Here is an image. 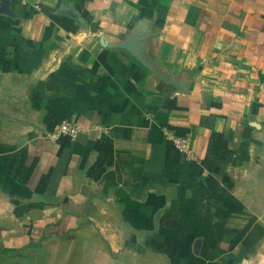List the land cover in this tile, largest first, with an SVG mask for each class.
Masks as SVG:
<instances>
[{
	"label": "crops",
	"instance_id": "obj_1",
	"mask_svg": "<svg viewBox=\"0 0 264 264\" xmlns=\"http://www.w3.org/2000/svg\"><path fill=\"white\" fill-rule=\"evenodd\" d=\"M0 6V264H264V0Z\"/></svg>",
	"mask_w": 264,
	"mask_h": 264
},
{
	"label": "built area",
	"instance_id": "obj_2",
	"mask_svg": "<svg viewBox=\"0 0 264 264\" xmlns=\"http://www.w3.org/2000/svg\"><path fill=\"white\" fill-rule=\"evenodd\" d=\"M21 4L31 10H39L42 4V0H19ZM79 130V125L72 119H64L54 126L51 130L46 133L48 139H54L60 134H66L68 136H74ZM169 139L173 144L183 153L190 156L191 149L189 146V138L187 136L180 135H169Z\"/></svg>",
	"mask_w": 264,
	"mask_h": 264
},
{
	"label": "water",
	"instance_id": "obj_3",
	"mask_svg": "<svg viewBox=\"0 0 264 264\" xmlns=\"http://www.w3.org/2000/svg\"><path fill=\"white\" fill-rule=\"evenodd\" d=\"M1 8H2V7L0 6V10H1Z\"/></svg>",
	"mask_w": 264,
	"mask_h": 264
}]
</instances>
